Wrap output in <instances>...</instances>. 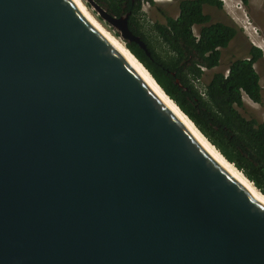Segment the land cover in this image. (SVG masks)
I'll return each mask as SVG.
<instances>
[{
	"label": "water",
	"instance_id": "water-1",
	"mask_svg": "<svg viewBox=\"0 0 264 264\" xmlns=\"http://www.w3.org/2000/svg\"><path fill=\"white\" fill-rule=\"evenodd\" d=\"M0 264H264V201L74 0H0Z\"/></svg>",
	"mask_w": 264,
	"mask_h": 264
},
{
	"label": "trees",
	"instance_id": "trees-1",
	"mask_svg": "<svg viewBox=\"0 0 264 264\" xmlns=\"http://www.w3.org/2000/svg\"><path fill=\"white\" fill-rule=\"evenodd\" d=\"M98 1L112 16L129 14L128 28L146 44L150 56L136 43H126V47L207 140L264 194V121L247 119L239 113L243 96L261 104L262 88L253 67L262 57L261 50L251 47L249 57L231 62L226 75L214 74L203 89L205 96L191 84V79L201 78L202 69L219 65L220 49L238 34L233 26L210 23V16L203 12L204 6L222 9L221 1H178L176 18L166 17L164 24L151 26L154 39L145 35L140 21L141 3L151 4L152 0ZM195 26L199 28L197 35ZM157 42L165 46V54L157 51Z\"/></svg>",
	"mask_w": 264,
	"mask_h": 264
},
{
	"label": "rangeland",
	"instance_id": "rangeland-1",
	"mask_svg": "<svg viewBox=\"0 0 264 264\" xmlns=\"http://www.w3.org/2000/svg\"><path fill=\"white\" fill-rule=\"evenodd\" d=\"M82 1L90 9L86 0ZM92 1L105 8L101 1ZM178 1L180 0H152L151 4L141 3L140 21L145 35L154 39V35L151 32L152 25L164 24L166 17L176 18L178 16ZM221 3L222 9L204 6L203 12L210 16V23L220 22L233 26L238 30V34L225 49H220V61L216 68L203 70V75L198 79L200 83L197 80L191 79V84L196 89L202 90L206 88V85L210 82L214 74H226L231 62L249 57L248 53L250 48L255 47L253 45L254 41L259 43L264 40V0H248L247 3H244L243 0H224ZM90 11L101 22L95 12L91 9ZM101 23L116 36L112 28L104 22ZM198 30L199 28L195 26V35H197ZM260 44L264 45L262 42ZM156 48L161 54L166 53V48L163 44L157 42ZM258 49L261 50L262 57L253 67L259 76V83L262 88V101L261 104H255L246 97H243V107L239 109V113L247 119L253 118L262 122L264 121V50Z\"/></svg>",
	"mask_w": 264,
	"mask_h": 264
},
{
	"label": "bare ground",
	"instance_id": "bare-ground-1",
	"mask_svg": "<svg viewBox=\"0 0 264 264\" xmlns=\"http://www.w3.org/2000/svg\"><path fill=\"white\" fill-rule=\"evenodd\" d=\"M86 17L93 23V25L111 42L113 43L123 55L130 61V63L136 68V70L141 74L145 81L151 86V88L165 101V103L185 122V124L190 128L193 134L201 142V144L206 148V150L212 155V157L221 164L225 169L235 175L246 187H248L255 195L264 201V194L258 190L253 183H251L244 174L235 168L233 164L228 162L222 154L212 146V144L198 131L194 124L180 111V109L174 104L173 101L169 99L168 96L161 90V88L156 84L152 76L148 71L138 62V60L126 49L125 44L119 40L113 33H111L90 11L89 8L83 3L82 0H74ZM254 42L256 46L264 50V45Z\"/></svg>",
	"mask_w": 264,
	"mask_h": 264
},
{
	"label": "built area",
	"instance_id": "built-area-1",
	"mask_svg": "<svg viewBox=\"0 0 264 264\" xmlns=\"http://www.w3.org/2000/svg\"><path fill=\"white\" fill-rule=\"evenodd\" d=\"M154 1H155V0H154ZM219 1L224 2V0H219ZM254 42H255V41H254ZM254 42H253V45H254L255 47L259 48L258 46H256V45L254 44ZM261 42L264 43V40H262ZM256 43H258V42H256ZM202 70H204V69H202ZM227 72H228V71H227ZM226 74H227V73H226ZM226 74H225V75H226ZM197 82L200 83V81H199L198 79H197ZM204 89H205V88H204ZM197 90H198V93L201 94V96H205V95H204V90H203V89L201 90V89H198V88H197ZM243 97H245V96H243Z\"/></svg>",
	"mask_w": 264,
	"mask_h": 264
},
{
	"label": "flooded vegetation",
	"instance_id": "flooded-vegetation-1",
	"mask_svg": "<svg viewBox=\"0 0 264 264\" xmlns=\"http://www.w3.org/2000/svg\"><path fill=\"white\" fill-rule=\"evenodd\" d=\"M205 70V69H204Z\"/></svg>",
	"mask_w": 264,
	"mask_h": 264
}]
</instances>
